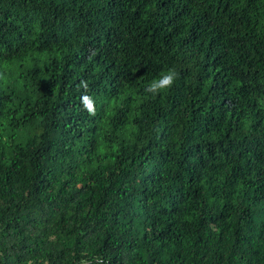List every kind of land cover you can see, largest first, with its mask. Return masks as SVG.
<instances>
[{
    "label": "trees",
    "instance_id": "obj_1",
    "mask_svg": "<svg viewBox=\"0 0 264 264\" xmlns=\"http://www.w3.org/2000/svg\"><path fill=\"white\" fill-rule=\"evenodd\" d=\"M0 264H264V0H0Z\"/></svg>",
    "mask_w": 264,
    "mask_h": 264
},
{
    "label": "clouds",
    "instance_id": "obj_2",
    "mask_svg": "<svg viewBox=\"0 0 264 264\" xmlns=\"http://www.w3.org/2000/svg\"><path fill=\"white\" fill-rule=\"evenodd\" d=\"M177 76L178 73L175 69H169L160 78L152 81L145 91L150 93L152 96H156L165 90H169L174 86ZM81 86L85 90L88 88L87 83L83 81L81 82ZM81 103L89 115H95V101L91 96L87 94L82 95Z\"/></svg>",
    "mask_w": 264,
    "mask_h": 264
}]
</instances>
